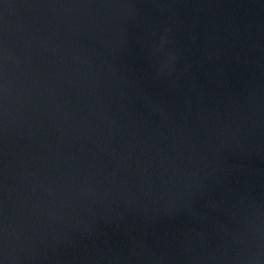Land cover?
I'll return each mask as SVG.
<instances>
[{"label": "water", "instance_id": "water-1", "mask_svg": "<svg viewBox=\"0 0 264 264\" xmlns=\"http://www.w3.org/2000/svg\"><path fill=\"white\" fill-rule=\"evenodd\" d=\"M0 264H264V0H0Z\"/></svg>", "mask_w": 264, "mask_h": 264}]
</instances>
